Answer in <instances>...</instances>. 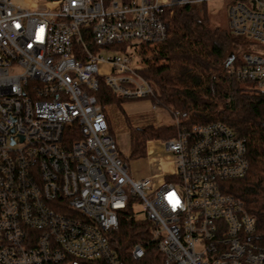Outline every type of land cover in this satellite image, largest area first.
Wrapping results in <instances>:
<instances>
[{"label":"built area","instance_id":"1","mask_svg":"<svg viewBox=\"0 0 264 264\" xmlns=\"http://www.w3.org/2000/svg\"><path fill=\"white\" fill-rule=\"evenodd\" d=\"M211 2L252 42L227 73L264 92V0H0V264H123L109 234L135 205L163 264H264L255 217L222 190L249 169L244 138L171 113L162 181L133 180L94 95L158 96L138 50L165 39L174 7Z\"/></svg>","mask_w":264,"mask_h":264},{"label":"trees","instance_id":"2","mask_svg":"<svg viewBox=\"0 0 264 264\" xmlns=\"http://www.w3.org/2000/svg\"><path fill=\"white\" fill-rule=\"evenodd\" d=\"M165 27L162 42L142 45L138 52L143 64L138 73L159 92L150 100L159 108L178 112L182 125L219 121L245 139L249 169L243 177L224 182L222 190L241 200L246 212L255 217L252 242L264 248V92L225 69L229 55H234L232 65H239L242 50L252 42L232 35L227 26H213L206 5L174 7L166 15ZM94 95L102 108L123 100L102 82ZM177 130L174 125L152 124L133 129L129 135L131 157L145 156L148 141L168 140ZM126 214L109 234L123 264H163L150 241V224L134 219L129 211ZM137 243L145 246L140 260L132 257Z\"/></svg>","mask_w":264,"mask_h":264},{"label":"rangeland","instance_id":"3","mask_svg":"<svg viewBox=\"0 0 264 264\" xmlns=\"http://www.w3.org/2000/svg\"><path fill=\"white\" fill-rule=\"evenodd\" d=\"M206 8L211 16L213 26H226L227 13L224 3L211 2L206 4ZM132 66L139 69L143 64L138 58L133 60ZM156 91L158 92V89ZM103 110L106 114L109 132L114 137L121 157L128 166L130 177L133 180L151 179L153 184H156L160 180V174L163 170L161 162L165 157H161L162 152L159 150H154L150 155L146 153L140 158L131 157L129 135L133 129L149 124L155 126L171 125L172 117L169 115L171 111L168 108H153L152 101L148 98L113 101L104 105ZM165 181L168 182L169 179H165ZM134 210L138 220L145 218L141 212V206L135 205Z\"/></svg>","mask_w":264,"mask_h":264},{"label":"crops","instance_id":"4","mask_svg":"<svg viewBox=\"0 0 264 264\" xmlns=\"http://www.w3.org/2000/svg\"><path fill=\"white\" fill-rule=\"evenodd\" d=\"M154 150H157V145H156V143L154 142V140H150V141H148L147 144H146V153H152ZM161 157L164 158L163 155H161ZM163 162H164V159H163V161H162V166H163ZM163 169H164V167H163ZM162 172H163V170H162ZM162 172H161V173H162ZM157 178H158V177H157ZM159 179H160V180H159L156 184H158V183H160V182L162 181V176H160Z\"/></svg>","mask_w":264,"mask_h":264},{"label":"water","instance_id":"5","mask_svg":"<svg viewBox=\"0 0 264 264\" xmlns=\"http://www.w3.org/2000/svg\"><path fill=\"white\" fill-rule=\"evenodd\" d=\"M233 59H234V55L231 53L225 63V67L228 66L233 61Z\"/></svg>","mask_w":264,"mask_h":264}]
</instances>
